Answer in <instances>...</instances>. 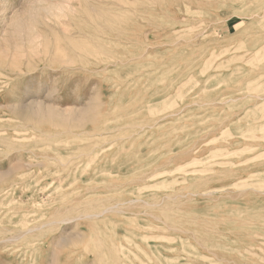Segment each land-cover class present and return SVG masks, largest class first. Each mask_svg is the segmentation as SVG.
I'll return each mask as SVG.
<instances>
[{"label": "rangeland", "instance_id": "1", "mask_svg": "<svg viewBox=\"0 0 264 264\" xmlns=\"http://www.w3.org/2000/svg\"><path fill=\"white\" fill-rule=\"evenodd\" d=\"M0 264H264V0H0Z\"/></svg>", "mask_w": 264, "mask_h": 264}, {"label": "bare ground", "instance_id": "2", "mask_svg": "<svg viewBox=\"0 0 264 264\" xmlns=\"http://www.w3.org/2000/svg\"><path fill=\"white\" fill-rule=\"evenodd\" d=\"M105 211V210H104ZM97 215V214H96ZM98 216V215H97Z\"/></svg>", "mask_w": 264, "mask_h": 264}]
</instances>
